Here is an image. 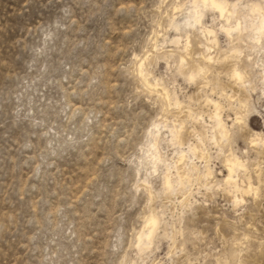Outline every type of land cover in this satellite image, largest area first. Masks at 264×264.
Segmentation results:
<instances>
[{
	"label": "rangeland",
	"instance_id": "rangeland-1",
	"mask_svg": "<svg viewBox=\"0 0 264 264\" xmlns=\"http://www.w3.org/2000/svg\"><path fill=\"white\" fill-rule=\"evenodd\" d=\"M217 1L0 0V264H264V0Z\"/></svg>",
	"mask_w": 264,
	"mask_h": 264
},
{
	"label": "bare ground",
	"instance_id": "bare-ground-1",
	"mask_svg": "<svg viewBox=\"0 0 264 264\" xmlns=\"http://www.w3.org/2000/svg\"><path fill=\"white\" fill-rule=\"evenodd\" d=\"M205 3H209L212 7H214L215 9H217V10H219L222 14H223V5H222V3H220L219 1H217V0H203ZM256 29V28H255ZM254 29V30H255ZM207 30V29H206ZM208 34H210V35H212L213 33H214V31H211V30H207L206 31ZM258 33H259V35H260V38H259V41H260V39L261 38H263L264 37V19L261 21V23H260V25H259V27H258ZM257 34V33H256ZM237 77H239V75L237 74ZM234 167V166H233ZM232 168V167H231ZM232 177V176H231ZM156 224H157V222L155 221V220H151L150 221V225L151 226H153V227H155L156 226ZM153 233H154V231L152 230V231H150L149 232V234L147 235V240L149 241L150 239H151V237H152V235H153ZM144 241H143V239H142V236H141V238H140V243H143Z\"/></svg>",
	"mask_w": 264,
	"mask_h": 264
}]
</instances>
